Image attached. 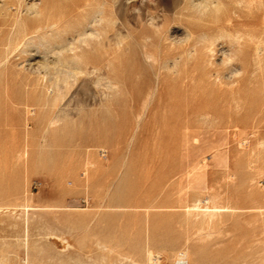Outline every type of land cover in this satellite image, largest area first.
I'll return each instance as SVG.
<instances>
[{
	"label": "rangeland",
	"instance_id": "rangeland-1",
	"mask_svg": "<svg viewBox=\"0 0 264 264\" xmlns=\"http://www.w3.org/2000/svg\"><path fill=\"white\" fill-rule=\"evenodd\" d=\"M258 6L0 0V264H264Z\"/></svg>",
	"mask_w": 264,
	"mask_h": 264
},
{
	"label": "bare ground",
	"instance_id": "bare-ground-1",
	"mask_svg": "<svg viewBox=\"0 0 264 264\" xmlns=\"http://www.w3.org/2000/svg\"><path fill=\"white\" fill-rule=\"evenodd\" d=\"M254 1V0H253ZM255 2H257L258 4H259V9L261 10V12H263V14H264V0H255ZM258 9V10H259ZM100 12H101V8L100 7H96L93 11H92V14H91V17L87 20V19H85L86 21H85V23H84V27H82V30H80V31H78V34L79 35H83V34H85L86 33V28H87V26H89V25H92V23H93V21H98V19H96V16L97 15H99L100 14ZM264 17V16H263ZM98 18V17H97ZM99 18L101 19V17L99 16ZM253 22L255 23L256 21L255 20H253ZM252 23V22H251ZM259 23V22H258ZM38 26H39V24H38ZM36 29H37V26H36ZM41 29H42V27H41ZM261 30H264V19H263V24L261 25ZM60 48H61V50H66L67 49V47H65V46H63V45H61L60 46ZM71 49H74L73 47H70ZM69 49V48H68ZM73 51V50H72ZM72 58H76V57H79V55L78 54H76L75 52H72V56H71ZM148 58V57H147ZM76 91V90H75ZM56 98V97H55ZM53 122V121H52ZM51 122V123H52ZM54 123V122H53ZM206 201V200H205ZM19 205H21V204H19ZM194 205V204H193ZM205 205V204H204ZM24 206V205H23ZM211 206V205H210ZM212 207V206H211ZM22 208V207H21ZM28 208V207H27ZM195 208H198V209H200L199 207H198V205L197 204H195L194 205V209ZM207 208V207H206ZM1 209V208H0ZM188 209V208H187ZM5 210V209H4ZM205 210H207V209H205ZM188 211H190V210H188ZM208 212H213L214 211V209L213 210H211V211H209V210H207ZM204 215V214H203ZM211 215H212V213H211ZM212 216H214V215H212ZM209 218V217H208ZM207 218V219H208ZM210 219V218H209ZM208 219V220H209ZM212 220V219H211ZM64 240V239H63ZM68 245H69V243H68ZM67 247V246H66ZM37 249V248H36ZM43 249V248H42ZM37 252H38V250H36ZM41 251V250H40ZM37 252H36V254H37ZM186 254H185V251L183 252H180V254H179V257L180 258H184L185 260H186V262H187V264H188V259L186 258V256H185ZM37 258V257H36ZM25 259V258H24ZM32 259H33V257H32ZM60 259V258H59ZM56 260V259H55ZM61 260V259H60ZM23 261V260H22ZM27 262V261H26ZM29 262V261H28ZM117 262V261H116ZM30 263V262H29ZM38 263V262H37ZM102 263L104 264V260L102 261ZM108 263V262H107ZM139 263V262H138ZM137 262H135V261H132V264H138ZM108 264H111V263H108Z\"/></svg>",
	"mask_w": 264,
	"mask_h": 264
},
{
	"label": "built area",
	"instance_id": "built-area-1",
	"mask_svg": "<svg viewBox=\"0 0 264 264\" xmlns=\"http://www.w3.org/2000/svg\"><path fill=\"white\" fill-rule=\"evenodd\" d=\"M175 264H187V262L184 258L178 257L175 261Z\"/></svg>",
	"mask_w": 264,
	"mask_h": 264
}]
</instances>
